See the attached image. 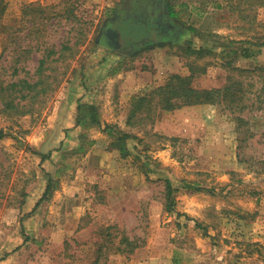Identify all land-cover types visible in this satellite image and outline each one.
<instances>
[{"label":"rangeland","instance_id":"374dc122","mask_svg":"<svg viewBox=\"0 0 264 264\" xmlns=\"http://www.w3.org/2000/svg\"><path fill=\"white\" fill-rule=\"evenodd\" d=\"M109 1L0 0V264H264L258 73L241 76L252 87L233 108L208 103L163 112L152 105L147 115L137 113L134 121H142L129 127L125 146L126 166L140 176L126 184L118 222L99 206L106 195L85 174L97 167L87 157L92 140L120 138L132 99L170 75L219 89L239 78L238 68H264V0H169L176 15L159 19L173 31L158 37L153 30L118 50L97 45L110 24ZM190 49L211 54L196 57ZM110 59L111 69L93 70ZM17 78L39 80L37 90H45L30 105L22 101L31 110L25 115L2 102L3 87ZM170 113L174 119L165 120ZM172 120L177 136L168 135Z\"/></svg>","mask_w":264,"mask_h":264},{"label":"crops","instance_id":"0c3cea01","mask_svg":"<svg viewBox=\"0 0 264 264\" xmlns=\"http://www.w3.org/2000/svg\"><path fill=\"white\" fill-rule=\"evenodd\" d=\"M109 3L112 4V11L107 18L110 24L103 28L97 38V45L100 49L109 48L111 50H118L131 39L139 38L138 40H141L142 38L151 37L150 34H152L153 30L158 32V37H162L164 32L174 30L167 25L164 26L161 23V19H159L160 15L162 17H165L167 14L168 16H172L173 14L176 15L169 4V0H110ZM112 23L116 25L113 26ZM136 24L137 26H135ZM177 25L176 29L178 28ZM136 28L146 30L143 36L139 35L141 33H138L135 30ZM105 29H109L112 33H117L118 37L108 40L105 39V37L103 38L102 33ZM177 34L178 33H174V38L175 36L177 37ZM158 37L156 35V38ZM96 53L97 52L93 53L91 56L93 59L99 57L97 56L99 55V51L97 54ZM112 65L113 62H111L110 59L99 66L93 67V70L97 73H102L106 71V69H111ZM91 105L93 104L91 103ZM168 117L174 119L173 114H164L165 120ZM165 123H171L168 135L177 136L178 134L175 129L178 126L176 123H174L173 120L171 122L166 121ZM162 125L163 122L160 121V123L156 125V131L159 130ZM128 131L129 127L126 124V133H129ZM92 141L93 145L88 151L87 157L92 158L93 161H97V167L86 170V179L90 181L94 178L93 181L98 184L99 191H102V194L106 195V203L100 202L99 206L105 208V210H107V215L111 217L112 220L118 222V215L120 213L118 208H122V214H126V203L125 201L122 203V200L125 198L124 192L126 191V184L135 178L133 175L138 174L140 176V174L138 171L131 168V166H126V156H123L121 150L116 146V142L118 141L117 138H95ZM87 228H89V226L86 225L80 229L77 236L78 239L84 240L86 238L90 231ZM134 263L136 264V262L132 261V264Z\"/></svg>","mask_w":264,"mask_h":264},{"label":"trees","instance_id":"16d2710c","mask_svg":"<svg viewBox=\"0 0 264 264\" xmlns=\"http://www.w3.org/2000/svg\"><path fill=\"white\" fill-rule=\"evenodd\" d=\"M69 15H72V12H68ZM259 46H264V43H260ZM189 52L198 57L203 55L211 54V51L198 49V50H189ZM65 59V58H64ZM45 58L40 59L38 63V69L36 72L41 73V69L45 65ZM239 72V78L229 77L225 86L219 89H200L193 87L190 84V78L183 77L177 74L170 75L164 84L157 87L151 88L146 94L134 97L132 99L131 108L127 115L126 124L128 127H136L138 123H141V120L134 121L137 113L147 115L150 111V107L154 105L158 110L163 112H172L176 109H179L184 106H195V105H204V104H226L229 107L240 105L241 102L245 99L247 94H249V89L252 87V84H245L242 77L244 74H254L258 73L260 78H264V68L263 66L256 67L253 70L249 69H236ZM191 73H194V70H191ZM191 74V75H192ZM190 75V77H192ZM242 76V77H241ZM47 79V77H45ZM247 78V76H246ZM40 84V81L34 82L33 84L28 82L26 79L17 78L12 81L11 79L3 87L2 102L6 111L14 112L18 115L28 114L31 110L28 108L29 102H33L41 92L37 90V85ZM28 88L27 92L22 91L24 87ZM19 87H22L18 90ZM28 101V104H21L22 101ZM30 105V104H29ZM89 112L91 113L90 118L94 119V108L89 106ZM80 106L78 105V110ZM78 122H76L77 125ZM5 132L0 129V140L5 136ZM131 137V138H130ZM133 136L129 133H122L120 138H117L116 146L121 150L123 156L128 155V148L125 147V140L132 139ZM46 156H43L45 159ZM51 180H49L48 185L46 186L45 192L41 197L40 201L45 199V195L50 191ZM2 180L0 175V199L2 196ZM1 204V202H0Z\"/></svg>","mask_w":264,"mask_h":264},{"label":"flooded vegetation","instance_id":"af4514ba","mask_svg":"<svg viewBox=\"0 0 264 264\" xmlns=\"http://www.w3.org/2000/svg\"><path fill=\"white\" fill-rule=\"evenodd\" d=\"M102 35H103V38L105 37V39H107V40L110 39V38L114 39L115 37H118L117 33H112L109 29H105L103 31ZM101 38H102V36H101Z\"/></svg>","mask_w":264,"mask_h":264}]
</instances>
